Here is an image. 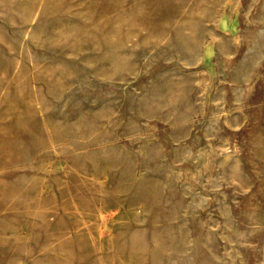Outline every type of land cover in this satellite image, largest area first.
I'll list each match as a JSON object with an SVG mask.
<instances>
[{"label":"rangeland","instance_id":"1","mask_svg":"<svg viewBox=\"0 0 264 264\" xmlns=\"http://www.w3.org/2000/svg\"><path fill=\"white\" fill-rule=\"evenodd\" d=\"M263 137L264 0H0V264H264Z\"/></svg>","mask_w":264,"mask_h":264},{"label":"bare ground","instance_id":"2","mask_svg":"<svg viewBox=\"0 0 264 264\" xmlns=\"http://www.w3.org/2000/svg\"><path fill=\"white\" fill-rule=\"evenodd\" d=\"M224 16V15H223ZM222 16V17H223ZM225 17V16H224ZM221 19V18H220ZM238 23V22H237ZM220 24V23H219ZM221 27V26H220ZM224 27H226L227 28V24H226V21L224 20L223 21V29H224ZM230 32V31H229ZM232 34V33H231ZM233 40V39H232ZM243 45V44H242ZM214 51V50H213ZM206 53V52H205ZM212 49L211 48H209L208 49V52H207V55H212ZM216 54V53H215ZM246 70V69H245ZM219 88V87H218ZM264 138V137H263ZM52 143V142H51ZM72 168V167H71ZM74 170V169H73ZM102 181V180H101ZM61 187V186H60ZM53 195V194H52ZM83 201V200H82ZM84 203V202H83ZM86 204V203H85ZM87 204H88V202H87ZM44 212V211H43ZM100 215V214H99ZM102 216V215H101ZM85 224V223H84ZM105 229V228H104ZM70 235V234H69ZM90 236V235H89ZM54 254V253H53ZM99 262V261H98ZM122 262V261H121Z\"/></svg>","mask_w":264,"mask_h":264}]
</instances>
